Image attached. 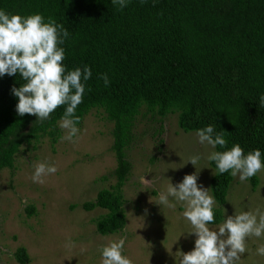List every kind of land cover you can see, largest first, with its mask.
Segmentation results:
<instances>
[{
  "label": "trees",
  "instance_id": "trees-1",
  "mask_svg": "<svg viewBox=\"0 0 264 264\" xmlns=\"http://www.w3.org/2000/svg\"><path fill=\"white\" fill-rule=\"evenodd\" d=\"M0 8L11 14L41 13L63 24L70 33L62 45L64 63L69 69H92L89 90L76 110L78 126L91 110H102L113 122L117 160L116 182L82 205L87 211L106 210L95 222L97 233L114 234L126 225L127 149L143 108L161 119L176 114L184 132L211 124L224 132L228 148L239 143L245 153L264 152V0H131L123 10L111 0H0ZM103 73L108 87L100 79ZM23 83L18 74L0 78V172L15 167L24 144L36 150L47 138L54 147L60 137L65 106L43 124L33 115L17 114L18 98L11 89ZM210 165L217 225L234 177L217 175L215 164ZM250 182L256 188L257 177ZM26 211L36 213L34 206ZM14 254L19 263L30 262L24 246Z\"/></svg>",
  "mask_w": 264,
  "mask_h": 264
},
{
  "label": "rangeland",
  "instance_id": "rangeland-1",
  "mask_svg": "<svg viewBox=\"0 0 264 264\" xmlns=\"http://www.w3.org/2000/svg\"><path fill=\"white\" fill-rule=\"evenodd\" d=\"M78 127L74 143L61 139L66 132L60 128L54 147L47 138L36 150L24 144L14 157L15 167L0 172V264H21L14 254L20 246L27 249L28 264H100L101 247L119 238L126 239L124 254L133 264H179V252L193 250L196 237L185 233L192 226L182 216L183 207L177 204L173 211L159 206L158 196L166 191L167 179L175 185L196 170L198 185L210 188L215 170L206 157L213 149L200 145L196 132L181 130L176 114L161 119L143 108L127 149L131 169L122 188L126 225L101 235L95 222L106 210L87 211L82 205L116 182L113 122L102 110L93 109ZM197 155L201 158L195 168L188 161ZM42 161L55 164L58 171L43 184L34 183L30 177ZM143 175L152 179L151 184L140 182ZM255 176L256 188L250 180L234 177L223 206L225 218L241 209L264 211V170ZM29 206L36 210L32 216L26 211ZM262 244L264 238H248V252L239 264H264V256L256 254Z\"/></svg>",
  "mask_w": 264,
  "mask_h": 264
},
{
  "label": "clouds",
  "instance_id": "clouds-1",
  "mask_svg": "<svg viewBox=\"0 0 264 264\" xmlns=\"http://www.w3.org/2000/svg\"><path fill=\"white\" fill-rule=\"evenodd\" d=\"M111 2L123 10L131 0ZM69 36L63 24L51 17L46 20L41 13L11 14L0 8V78L18 74L25 81L11 89L18 98L17 114L33 115L43 124L58 107L65 106L59 127L66 134L61 139L74 143L81 131L76 110L89 90L87 83L92 77V69L88 65L69 69L64 63L66 56L62 45ZM100 79L105 87L109 86L107 73L101 74ZM260 104L264 106V95L260 97ZM195 135L200 145L213 149L206 159L215 164L217 175L230 173L246 182L264 170V152L254 149L245 153L239 143L228 148L224 132H217L213 125L197 129ZM217 146L225 150L216 151ZM200 158L193 156L188 162L195 167ZM57 171L55 164L38 162L30 178L34 183L43 184L46 177ZM198 174L196 170L185 175L175 185L167 179L166 191L158 196L159 206L173 211L177 204L183 207L182 216L192 226V230L185 233L196 237L193 250L179 252V264H239L242 254L248 252V238H264V211L241 209L225 218L223 209L222 223L213 227L218 204L210 188L198 185ZM140 182L148 185L152 179L146 180L143 175ZM125 243V238H119L102 246L100 264H133V260L124 254ZM256 254L264 256V244L256 248Z\"/></svg>",
  "mask_w": 264,
  "mask_h": 264
}]
</instances>
